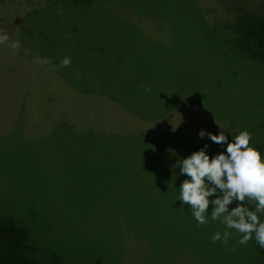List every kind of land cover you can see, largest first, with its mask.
Returning a JSON list of instances; mask_svg holds the SVG:
<instances>
[{
    "label": "rangeland",
    "instance_id": "rangeland-1",
    "mask_svg": "<svg viewBox=\"0 0 264 264\" xmlns=\"http://www.w3.org/2000/svg\"><path fill=\"white\" fill-rule=\"evenodd\" d=\"M107 2L122 3L126 10L136 11L135 13L139 15L141 13L137 5H141L140 9L143 11L158 12L159 18L165 24L161 29L165 28V31L171 34L173 42L175 37L180 43L179 47L168 46L167 54L174 57L171 60L167 57L149 56L142 52L144 49L142 50L137 43L130 42L132 40L117 32L115 30L117 27L112 26L115 28L112 29L96 21L87 22L88 26L93 23L88 30H91L90 34H92L90 42L94 44L97 41L103 54L120 53L122 59H128L123 62L122 68L134 69L155 65L154 70L157 74L169 73L172 66H181L182 62L178 59L181 58L196 63L190 67L195 72L216 71L220 76L222 73H227L223 69L209 68L219 60V56H212L213 51L219 48L217 43L223 41L221 36L224 33L230 36L231 30L228 26L235 20L217 0H100L99 9H105L108 4L105 7L103 5ZM4 11H7V8L0 6V29L7 31L10 40L14 36L10 37L9 29L26 34H30L31 30L35 31L34 24L28 23L26 11L18 14V10L11 7L10 15ZM112 11L110 9L112 18H114L112 15L118 16ZM58 13V8L52 9L51 18L57 17ZM150 19L155 21L154 18ZM150 19L147 20L149 27ZM108 23L113 25L114 22L112 20ZM147 26L146 28H149ZM127 29L129 27L125 25L124 31ZM135 31L140 33L136 26L133 35ZM140 36L145 35L140 33ZM110 39L113 42H110ZM10 40L9 44L12 42ZM88 56L92 55L79 54L78 45L59 48L49 44L37 48L29 55L12 50L7 44L0 46V121L12 119V114L22 101L28 116L23 120L32 119L37 123L43 121L40 118L46 116V110L51 103L56 105L58 113L62 111L58 116L62 120L69 113L63 114L64 108H76L80 109V112L85 111L87 107L93 108V97L75 90L82 79L88 77V73H84L90 71ZM36 57L48 58L51 65L56 66V70L52 71L51 65L35 63ZM64 57L71 60L68 67L60 66ZM106 58L104 55V59ZM238 73L237 78L229 76V79L237 81L236 88L239 91L241 87L251 88L255 85L249 82L250 76L245 75L244 71L238 69ZM248 73L253 76L254 70ZM205 83L208 90L214 89L213 86L218 87L214 82ZM220 91L222 92V89ZM220 91L215 94L216 98L221 95ZM139 102L134 104L136 115H140L136 118L126 115L125 111L117 118H96L95 110L89 111L90 114L84 112L86 117L72 118L76 120L73 124L74 128L79 127L78 122H83L87 126L83 133H78L75 138L77 144L89 154L87 163L83 158L82 163H79V159L73 162L72 158L75 154L69 139L46 133L43 128L41 133L30 135L31 137L24 134L15 138L0 137V140H4L0 147L2 148L4 143L8 146L16 143V150L22 149L28 158L32 154L46 161L45 180L40 178L30 185L37 186V191L33 193L35 195L44 192L45 184L51 188L52 203L60 208L62 215L59 218L61 231L64 229L62 220L65 228L70 230H73L74 222L77 221L76 227L81 222L86 225L85 231L93 236L90 238L95 240V244L100 241L103 245L113 247L118 253L126 250V245L124 247L126 237L135 238L137 235L140 244L149 241L152 249L150 258L143 260V263L166 264L169 262H166L167 260L182 255L187 250L195 249V245L199 243L204 245V236L208 234L205 230L206 225H214L209 230L210 236L214 232L224 231L222 224L211 221L210 218L208 223L198 225L191 217L190 209L187 206H180V202L177 201L179 195L177 189L185 177H177L175 172H179V169H172V165L178 159L198 150L205 143L210 145L208 149L210 155L223 151L220 145L212 143L207 138L199 139L197 133L201 129L213 134L224 131L231 140V136L239 131L236 126L238 122H242L239 118L241 112L237 109L236 117H225L226 98L221 100L222 110L216 111L212 117L207 114L209 108L205 110L198 102L181 108H187L186 113H180L181 109L175 108L181 102L176 98H168L161 102L142 99ZM6 103L7 107L4 106ZM159 108H162L167 115L165 120L161 119V115L150 118L151 110L160 111ZM32 111L36 114L32 115ZM66 118H69V115ZM116 122L118 129L115 130ZM127 123H134L133 131L123 130ZM94 124L101 132L93 130ZM244 126L246 125L240 127L244 130ZM113 133H119V138L111 136ZM106 136L111 141L112 147L106 146ZM129 139L131 149L129 153H125L117 145ZM121 155L122 159L119 158ZM111 156H113L112 160L109 159ZM22 173H25V170ZM16 176L14 172L0 180L1 219L10 216V202L19 195L15 183ZM116 216L120 218V225L115 221ZM228 243L230 249L231 244L233 245L232 237ZM43 248L48 250L46 246ZM226 249L227 246H223L219 241L214 243L211 240L207 248L218 255L223 254ZM247 253L250 254L249 249ZM236 256L233 255L231 258ZM203 262L212 264L210 261Z\"/></svg>",
    "mask_w": 264,
    "mask_h": 264
},
{
    "label": "trees",
    "instance_id": "trees-1",
    "mask_svg": "<svg viewBox=\"0 0 264 264\" xmlns=\"http://www.w3.org/2000/svg\"><path fill=\"white\" fill-rule=\"evenodd\" d=\"M99 1L0 0V6L7 8V11H4L6 14L10 15V7L18 10V14L26 11L28 23L34 24L35 31L31 30L30 34L13 32L9 29L10 37L14 36L13 39H9L10 42L18 41L20 44L17 51L25 53L24 49H28L27 55H29L37 48L46 47L49 44L59 48L78 45L80 55H92L88 56L90 71L84 72L88 73V77H82L81 84L75 90L94 99L93 108L87 107L85 111L64 108L63 114L69 112V118H66L67 115L64 120L58 117L62 111L60 110L58 113L56 105L51 103L46 110V116L40 118L43 121L39 123L32 119L31 121L23 120L27 115L24 101H20L21 103L12 114V119L0 121V137L2 139L15 138L22 134L30 136L41 133L44 129L46 133L69 139L75 154L72 158L73 162L79 159L80 161H77L82 163L81 159L83 158L87 163L88 152L75 140L76 135L83 133L87 126L83 122H78L79 127L75 126L74 128L73 124L76 120H72V118L80 116L86 117L84 112L90 114L89 111L95 110L96 118H117L125 111L126 115L136 118L140 115H136L134 104L140 103V100L161 102L168 98H176L181 102L175 108L181 109L193 102H198L203 105L205 110L209 108L207 110L211 115L207 114L212 117L216 111L222 110L221 100L226 98L225 117H236L235 112L239 109L241 112L239 118L242 122L237 123V130H243V127L240 126L246 125L245 129L252 134L250 143L264 154V0H217L235 18L228 26V29L231 30L230 36L227 35L228 33H224L221 36L223 41L217 43L219 48L213 51L212 56H219V60L209 66L215 70L227 71V73H222V76L216 71L195 72L190 67L196 63L181 58H178L182 62L181 66H172L169 73L157 74L154 70L155 65L134 69L122 68L123 62L128 59H122L120 53L103 54L97 41L94 44L90 42L92 34H90L91 30H88L93 23L88 26L87 22L96 21L112 29L117 27L115 29L117 32L132 40L130 42L137 43L142 50L144 49L142 52L149 56L167 57L168 60H171L174 57L167 54L168 46L179 47L180 43L175 37L173 42L171 34L166 32L165 28L161 29L165 24L159 18L158 12H146L140 9L141 5H137L141 13L139 15L135 13L136 11L126 10L122 3L108 4V2L103 5L105 7L108 4L105 9H99ZM54 8H58L59 13L57 17L51 18L50 12ZM110 9L119 17L112 15L114 17L112 18ZM122 17L128 21L124 19L127 21L125 22ZM7 18L10 19L8 16ZM148 18L155 19V21L150 19V27L147 23ZM112 20L113 25L108 23ZM125 25L129 29L124 31ZM135 26L140 33L147 37L140 36V33L138 34L136 31L133 35ZM110 40L113 42L112 39ZM104 55L107 57L106 59H104ZM238 69L250 76V81H248L255 84L253 87H241L240 91L236 88L237 81L229 79V76L237 78ZM251 70H254L253 76L248 73ZM205 82L212 84L214 82L218 87L213 86L215 90H208ZM149 87L151 92L146 91ZM219 91L221 95L216 98L215 94ZM156 104L161 105L160 103ZM4 106L7 107V103ZM159 110L152 109L150 118H157L161 115V119L165 120L167 115L162 108ZM186 111L187 108L179 110L180 113H186ZM35 114L32 111V115ZM114 127L115 130L118 129V122L114 124ZM93 130L101 132L95 124ZM123 130L133 131L134 123H127ZM111 136L119 138V133H113ZM3 141L0 140V144ZM105 141L107 147H112L107 136ZM117 146L125 153H129L130 139L126 142H119ZM16 149V143L10 146L4 143L2 148L0 147V180L15 172L17 174L15 183L19 190L18 197L13 202L11 201L12 203L10 202V216L6 219L4 217L1 219L0 216V264H146L143 263V260H147L151 256L150 242L143 241L140 244L137 235L135 238L126 237V244L124 243L126 250L118 253L113 247L103 245L100 241L95 244V240L90 238L93 236L85 231L86 225L81 222L78 227H76L77 221L74 222L73 230H70L65 228L62 220L61 224L64 229L61 231L59 218L62 215L60 208L52 203L51 188L45 184L44 192L35 195L33 193L37 191V186L30 185V183H36L40 178L45 180L46 161L40 160L38 156L32 154L28 158L22 149L20 151ZM112 158L113 156L109 159L112 160ZM119 158L122 159V155ZM24 170L25 173H22ZM260 218L264 220V216ZM119 219V216L115 217L118 224ZM213 227L212 224L205 226L208 234L204 236V245L199 243L197 246L195 245V249L187 250L182 255H177L165 263L210 264L203 262L210 261L212 264H264V249H260L253 240H250L246 245H239L237 243L239 234L232 236L233 245L231 244L229 249L228 243V249L223 254L218 255L207 250L210 242L209 230ZM44 246L48 250H45ZM247 249L250 254L247 253ZM203 251L206 252L203 253ZM233 255L237 256L231 258Z\"/></svg>",
    "mask_w": 264,
    "mask_h": 264
},
{
    "label": "clouds",
    "instance_id": "clouds-1",
    "mask_svg": "<svg viewBox=\"0 0 264 264\" xmlns=\"http://www.w3.org/2000/svg\"><path fill=\"white\" fill-rule=\"evenodd\" d=\"M6 44L12 50L20 48L18 41L9 44L7 31L0 29V46ZM24 52L27 55L29 50ZM35 63L51 65L46 57H36ZM70 63V58L64 57L60 66L68 67ZM51 70L55 71L56 66L51 65ZM146 91L151 92V88ZM197 136L220 145L223 151L210 155V145L205 143L172 165V169H179L177 177H185L177 189V201L190 209L198 225L208 223L210 218L224 226L223 232L210 236L212 242L227 246L230 237L239 234V245L253 240L264 249V220L260 218L264 216V154L250 143L252 134L246 129L239 130L231 140L224 131L213 134L201 129Z\"/></svg>",
    "mask_w": 264,
    "mask_h": 264
}]
</instances>
